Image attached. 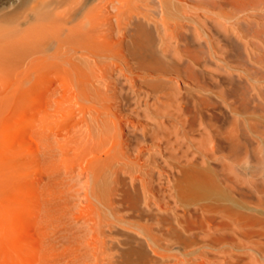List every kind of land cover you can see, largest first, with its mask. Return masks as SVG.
<instances>
[{
  "label": "bare ground",
  "instance_id": "6f19581e",
  "mask_svg": "<svg viewBox=\"0 0 264 264\" xmlns=\"http://www.w3.org/2000/svg\"><path fill=\"white\" fill-rule=\"evenodd\" d=\"M263 18L264 0H0V264H75L73 221L94 230L88 247L108 243L118 226L158 254L186 242L183 236L197 235L193 244L200 245L244 241L264 221L256 211L207 202L205 190L217 187L236 200L253 196L246 190H260L258 172L242 166L262 153L254 150V129L242 132V111L229 109L238 90L227 92L223 79L232 80L235 70L208 68L179 41L213 49L214 42L235 40L254 56ZM164 57L214 91L222 106L195 87L194 101L206 110L194 114L183 103L179 75L155 81L148 102L131 62L160 67ZM75 177L78 185L69 182ZM193 198L205 201L191 211ZM197 252L205 264L208 250ZM165 253L160 257L171 254ZM176 253L171 264H183Z\"/></svg>",
  "mask_w": 264,
  "mask_h": 264
},
{
  "label": "rangeland",
  "instance_id": "374dc122",
  "mask_svg": "<svg viewBox=\"0 0 264 264\" xmlns=\"http://www.w3.org/2000/svg\"><path fill=\"white\" fill-rule=\"evenodd\" d=\"M262 22L264 23V18L262 19ZM253 37H255L256 40L259 38L260 41H262L264 43V39H263L261 30H260V34L255 35ZM255 38H253V39L251 38L253 41V44L251 46H252L253 50H255L254 56H251V54L248 55L249 54L248 50L246 49V51H245L244 46L240 42H237L235 40L233 41V40L223 39L221 41V45H216V42H214L215 46L213 49H211V47H209L208 44L205 43L204 41H202L200 43V42H197L193 39H187V41L180 40L179 41V47L181 50V48H183V46L186 44L193 51V53L197 54L201 59H207V64H208L207 67L208 68L212 67L214 70H216V68L213 66H217V68L221 66V68H223V70H224V68L225 69L229 68V70L231 68V70H233V71L235 70L234 72L232 71L234 73L233 75H235V76H233L232 80L229 78V76H225V78L223 79V84L225 83L223 85V87L225 89H227L226 90L227 92L233 90L236 87L238 90V97L235 101L236 104L229 103L228 104L229 109L231 107L237 105L238 108L242 111L240 118L242 120L241 121V129H242L243 134L248 136L251 134L250 132H252V130L254 129L253 133H255V135H256V140L257 139H258V141L260 140L258 144H257L258 141H256V140L253 142L254 150H257L256 154H258V156H260L262 153V155L260 156L261 157L260 160L258 162L257 161L254 162L255 159H253V161H249V159L248 160L246 159V162H243V165H245L246 163L247 164L245 166H242V171L243 172L244 171L250 172L252 170H255V172H258L257 184L259 185V188L261 191L259 190L255 193L251 194V192L246 190L247 193H249L250 195H253V196H247V197H243V198L239 197V199L236 200V198L235 199H234V197L232 198V195L228 191H224L220 188L216 189L217 188L216 187V188L205 190L206 194L210 193L209 195H207L206 200H207V202L212 203V204H224L225 205V203H227L226 204L227 206H229L230 208L233 207L231 209H236V207H237V210H239L245 214L253 215L257 212L254 216H256V217H258L264 221V192L262 191V189H264V182H263L264 180L259 182V179L262 180V177H264V167H263L264 162H262V159L264 160V157H262L264 154V130H263L264 129V124H263L264 123V65H263V63H264V47L261 44L262 42H260L258 40L256 41ZM153 45L155 47L158 46V41L156 39L153 40ZM225 47H227V48H225ZM210 49H211V51H214L217 49V51H215V55L217 58L214 57L213 59L218 62V65L209 56V52H210L209 50ZM256 50H258L259 52ZM217 52L220 54L222 53L224 55L223 56L219 55ZM258 53H260V54H258ZM252 57H254V58H252ZM246 58H247V60H246ZM209 59H211V60H209ZM240 59L242 61H239ZM252 59L254 60V63H253ZM255 62L260 64V65L257 66ZM131 63L133 65V73L132 74L135 76L136 86L138 89L142 90L143 92H147L149 94L146 98H147L148 102H150V103L154 101L155 92L153 91V84L155 83V81L167 80L170 75L171 76L179 75L180 76L179 77L180 78V80H179L180 86L182 85L181 86V90H182L181 93L184 97L183 103H184V105H186V108H189L190 110H192V112L194 114H196V115H198L200 113L203 114L204 111L206 110L205 103H199L198 104L194 101V97H196V93H197L196 89L201 90L200 92L203 91L202 93H204V95L209 98L208 102H210L211 104L217 103V104L221 105L220 101L218 100L219 97L216 95V93H214V91L212 93L211 90H203V89H201L200 86H198V85L196 86V83L193 82V80H192L193 78L189 77L186 72H184L183 70L180 69V68H182V65H178L175 62V60H173L171 57H164L163 58L164 64H163V66H160V67H155V66H152L151 64L141 65V64L137 63L135 60H133V62H131ZM222 64H223V66H222ZM195 67L198 71V74L200 75V71H199L200 67H198L196 65H195ZM260 69H261V71H260ZM242 72H244L247 75V77L249 78L248 80H250V83L252 81V82H254V84L251 83L252 84L251 85L248 82L247 77L244 76L245 74L244 73L241 74ZM161 74H163V75H161ZM234 79H236V80H234ZM183 80L184 81L186 80L185 81L186 83ZM241 84H243V85H241ZM253 85H255V87H253ZM189 87L193 88V90ZM195 87H196V89H195ZM230 87H231V89H230ZM254 88H256V90ZM190 89H191V91H190ZM241 90H243V92ZM253 90H255V92ZM252 93H253V96H252ZM258 93L260 96L258 95ZM210 94H213V95H210ZM194 105H195V107H194ZM201 106H203V107H201ZM204 107H205V110H204ZM209 107L212 108L211 106H209ZM226 109H227L226 113L228 114L227 116L231 117L228 107ZM250 109H251V111H250ZM260 112L263 114H261ZM246 127H249V129ZM251 127L253 129H250ZM255 129H256V131H255ZM253 152L254 151H252V153ZM245 158H246V156L243 157V160ZM260 162H262L261 167L259 164ZM251 163H254V164H252V166H251ZM260 170H262V171H260ZM75 178L69 179V182L72 181L70 183L78 185L79 179L77 177H75ZM243 183H244L243 184L244 186L247 185L246 182H243ZM225 192H227V193H225ZM211 194L213 195V197L210 196ZM220 195L223 197H221ZM257 196H260L261 199L258 200ZM216 198H218V200H216ZM250 198H252V199H250ZM203 201H205V200L201 199V198H195V199L193 198V199H191V201L188 202V206L190 207L191 211H193L196 208V206H193V205L198 206ZM198 202H200V203H198ZM250 203H253L254 205L250 204ZM255 204H257V205H255ZM259 209H261V210H259ZM74 210L76 211L77 208L74 207ZM165 216L168 217L167 215H165ZM124 218L127 221L134 220V218H131L130 216H127V217L124 216ZM255 226H256V228H255ZM255 226L250 227L248 229V232H250V233H248L246 236H243V238H242V239H245V237H246V239L248 238L249 240L247 239V242H246V239L244 241L242 240V242L238 243L239 245L238 244L234 245L230 241H226L227 243L223 242L225 244L215 243V245L214 244L213 245L212 244L211 245L210 244L200 245L199 243L193 244V243H195L194 240H198L197 238H199V237H196L197 235L194 236L192 239L183 236L182 239H184L186 242L175 241L174 242L175 244L170 243V244H168L167 247L162 248V250H161V248H159L160 250L158 249V251L161 254L165 253V252H166L165 254H170V252H171V254L169 256L167 255V257L166 256L160 257L161 254H158V252L156 250H153L152 247L147 246L146 244L141 245L136 234L131 232L128 228L125 229L124 226H122L124 228H122L121 226L114 228L113 233L106 236V238L108 239L107 240L108 243H106V244L97 243L96 246H95V244H93L94 246L89 245V247H88V244H86L87 242H85V239L88 240L92 236V233L94 232V230H92L89 225H86L85 223L80 222V221H73V222H70L68 224V227L71 229V231L74 234L77 231L76 234L74 235L75 237L71 238L72 241H74V240L77 241L79 239L78 240L79 242H76V243H78V244H76V247L78 246L80 249L77 248L79 250L78 251L76 250L77 251L76 255L78 257L76 258L75 264H162V263L163 264H171L174 261V259H173L174 255H175L174 253H176V252H177L176 255L179 254L180 256H183V258L185 260L184 262L181 261V262H183V264L184 263L185 264H187V263L188 264H203L201 262V261H203V259L201 258V255L199 254V252H197V251H200V249H202V248L208 250L207 256H206V259L208 262L209 261L211 262L213 259L216 260V258L221 259V260L219 259L220 262H218L219 261L218 259L216 261L215 260L212 261L211 263L204 261L205 264H212V263L213 264L214 263L215 264H241V263L242 264H248V263L249 264H264V251H263L264 250V241H263L264 240V238H263L264 237V227H263L264 222L260 225H255ZM72 228H74V229H72ZM76 228H77V230H76ZM77 233H78V235H77ZM250 234H252V235H250ZM250 236H252V237H250ZM70 237H72V236H70ZM260 237H261V239H263L262 241H261ZM259 239H260V241L257 242V240H259ZM248 242H251V243H248ZM81 243H83V244H81ZM84 244H86V245H84ZM80 245H81V247H80ZM255 245H257V246H255ZM231 246H233V247H231ZM230 247H231V250H230ZM262 248H263V250H262ZM164 249H165V251H164ZM209 249L212 251H210ZM105 250H106V252H105ZM178 250H180V251H178ZM219 250H220V252H219ZM221 250H222V252H221ZM223 250H229V252L228 251L226 252ZM260 250H261V252H260ZM142 251H146L147 255H144L142 253ZM213 251H215V252L212 253ZM155 252H157V253H155ZM186 252H188V253H186ZM238 252L239 253L241 252V253L239 254ZM192 253H193V255H191ZM172 254H174V255L172 256ZM189 255H191V258L194 256L197 258L195 259V257H194V259L192 258V260H190ZM198 255H200V256H198ZM211 255H212V257H210ZM229 257H231V259H233L235 261L231 260ZM209 258H210V260H208ZM223 259H225V260H223ZM226 260H227V262H226ZM230 260H231V263L228 262ZM222 261H224V262H222Z\"/></svg>",
  "mask_w": 264,
  "mask_h": 264
}]
</instances>
